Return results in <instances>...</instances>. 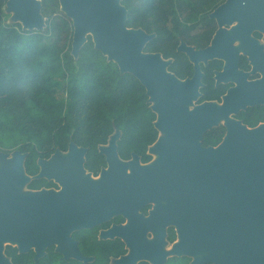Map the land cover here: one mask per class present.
<instances>
[{"label":"water","instance_id":"1","mask_svg":"<svg viewBox=\"0 0 264 264\" xmlns=\"http://www.w3.org/2000/svg\"><path fill=\"white\" fill-rule=\"evenodd\" d=\"M121 1L60 0V5L73 21L75 59L91 36L95 48L117 63L121 73L134 75L146 87L157 115L155 126L167 132L153 145H157L153 153L163 154L161 162L151 169L134 156L129 162L132 174L128 175V162L119 160L116 151L120 131L113 135L111 147L104 150L110 168L99 185L81 178L86 172L87 149L73 142L70 163L57 162L55 157L65 154L57 150L50 159L39 160L40 172L35 177L26 173L25 154L0 151V264H13L5 255V247L12 244L4 245L3 241H18L19 246H12L20 253L34 250L35 261L55 245L64 260L93 262L94 257L82 254L72 233L92 229L118 214L128 217L129 224L115 225L102 233L103 239L122 238L129 249L114 259L117 264H166L168 223L178 225L184 238L177 247L178 256L193 258L212 251L196 257L192 264H264V124L249 128L227 118L222 145L204 148L200 142L206 131L219 126L211 125L216 118L237 114L248 103H264V80H238L239 87L230 90L222 108L205 102L190 109L203 86L199 60L207 63L217 55L226 57L234 36L221 30L218 37L226 46H220L216 39L204 50L182 43L179 50L196 63L195 75L182 81L167 70L171 60L160 53L144 52L156 34L127 27L128 11ZM7 6V13L14 12L11 18L17 20L13 23H21L23 29L45 28L41 0H8ZM210 16L220 25L240 21L234 32L247 38L255 28L264 31V0H227ZM24 176L29 178L27 182ZM41 178L55 179L63 185L62 190H23L19 194L32 179ZM162 200L169 201V206L158 203L149 218L139 214L147 202ZM148 229L155 232L154 242L147 238Z\"/></svg>","mask_w":264,"mask_h":264},{"label":"trees","instance_id":"2","mask_svg":"<svg viewBox=\"0 0 264 264\" xmlns=\"http://www.w3.org/2000/svg\"><path fill=\"white\" fill-rule=\"evenodd\" d=\"M224 1L122 0L121 4L128 11L127 27L156 34L144 52L175 58L170 70L184 78L191 66L186 56L177 52L180 40L199 48L206 44L212 32L197 34L196 29H208L213 22L208 14ZM7 2L0 0V151L25 154L26 173L36 175L38 160L49 158L57 149L67 151L73 142L89 149L85 166L97 173L105 164L98 146L106 144L118 129L120 156L129 159L136 153L147 162L148 147L156 141L158 130L146 87L134 75L121 73L117 63L95 48L91 36L75 59L73 21L61 11L60 0H41L46 24L41 31L25 30L21 23L10 22ZM204 81L200 101L219 99L222 89L214 88L209 78ZM238 117L254 128L264 122V107L249 108ZM225 132L223 126L207 131L205 145H217ZM51 185L39 179L29 188ZM102 227L73 233L82 254L94 257L93 262L64 260L54 246L38 261L34 250L20 253L12 245L5 247V255L13 264H112L127 249L120 239H99ZM191 260L172 257L166 264H191Z\"/></svg>","mask_w":264,"mask_h":264},{"label":"flooded vegetation","instance_id":"3","mask_svg":"<svg viewBox=\"0 0 264 264\" xmlns=\"http://www.w3.org/2000/svg\"><path fill=\"white\" fill-rule=\"evenodd\" d=\"M226 1L227 0H225L223 3H225ZM223 3H221L220 5H222ZM217 8H215L212 12H210L208 14V17L213 21L211 26L208 29H205L202 26H200L196 29L197 34L204 33L206 31L212 32L211 36H210V38L206 44H204L201 48H199L195 45H191V44L186 43L183 40H180V43L177 46V52L185 55L186 61H189L190 66H191V71L187 75H185L184 78H180L179 76H177V74L175 72L170 70V67L176 62L175 58L171 57V58L165 59V60H171L170 64L167 67V70L169 72H171L172 74H174L178 79L185 81L187 79H191L195 75L196 63H194L185 52L179 50L182 43H185L187 46L194 47L196 50H204V49L208 48L209 46H211L212 43L214 42V40L217 39L218 42H220L221 39H220V37H218V33L221 30H224L227 33V36H234V37H232V41L230 44V50L228 51L226 57H222L220 55H217L215 57L210 58L209 60H206L207 63H205L204 60H199L200 62H198V64H199L201 72L203 73V77L201 78L203 86H201L199 88L201 96L197 99H193V101H192L193 105L190 106V109L192 107H196V105H201L202 103H205V102H214L213 104L216 107L222 108L225 105L226 99L229 97L230 90L239 87L238 80L244 79L246 82H255V81L264 80V71L262 70V68L264 69L263 62H262V61H264V31L259 29V28H255L251 31L249 37H247V38H244L238 34L236 35L235 34L236 32H234V31L240 26L241 22L234 20L232 23L226 22L223 25H220L217 18H212L210 16ZM219 44H220V46H226L227 42L226 43L220 42ZM258 56H260V58H258ZM206 78H209L212 81V83L214 84V88L222 89L223 93L220 95L219 99L205 100L203 102L200 101L201 98L203 97L202 89H204L206 87V83L204 81V79H206ZM258 106L264 107V103H260V104L248 103L246 108L243 110H240L237 114L231 113L227 117L216 118V120L214 122H212L211 125L213 126V125L219 124V126H216V127L223 126L226 130L225 135L223 136L222 140L217 145H205L204 135L207 132L206 131L203 135L202 140L200 141L201 145L204 148H211L212 147V148L216 149L225 142V139L227 136V127L225 126V123L227 121V118H233L237 121H240L243 125L249 127L238 116L240 113L247 111L249 108L258 107ZM261 124H264V122H260L258 124V126ZM154 125H155V123H154ZM258 126H256V127H258ZM256 127H254V128H256ZM249 128H251V127H249ZM210 130H208V131H210ZM116 131H119V130L116 129L115 132L113 134H111V136L109 137L108 142L106 144H101L98 146L99 154L104 157L105 164H103L99 167V170L97 173H95L93 171H89L85 166L86 161H87L86 154L89 150L88 148H85V149H87V152L85 154V162H84V168H85L86 172L83 173V175L81 177L82 179L87 177L93 183L98 184V185L105 182L104 173L109 171L110 165L108 162V156L104 152V150L111 147V144L114 141L113 135L116 133ZM162 132H163V135H162ZM160 134L163 137L167 134V132L165 130H160V131L158 130V137H157L156 141L153 144H151L147 150V156L149 157V160L147 162H143L142 157L136 153H132L131 157L129 159H124L120 156L119 150H118V142L121 139V132H120V137H119V139L116 140V151H117V155H118L119 160H121L123 162H128V164L126 165V173L128 175L132 174V166L129 162L134 161V156H138L140 159V163L142 165H149V167L151 169H154L161 162L163 154L162 153H160V154L153 153L154 149L157 147V145H155V146H153V145L157 142ZM69 147H70V145H69ZM69 147H68L67 151H61L60 150L61 152L65 153V154H60V157H56V158H59V161L61 163H63V162L67 163L65 161H68V162L71 161V156L69 155V153H70ZM82 148H84V147H82ZM55 152L49 158H45V159L46 160L50 159L55 154ZM37 164L39 166V160L37 161ZM39 172H40V166H39V171L36 175H38ZM36 175H28V176L35 177ZM41 179H46V178H41ZM33 180H39V179H32L26 186L27 190L52 189L55 191H61L63 188V185H61L55 179H52V180L46 179L47 181L52 183V185L50 187L43 186L40 189H30L29 184ZM158 203L162 204L163 206H169V204H170L169 201H167V200L149 201L139 209V214L143 215L146 218H149L152 214V211H154L156 209V207L158 206ZM128 224H129V218L128 217H126L122 214L114 215L108 221L103 222L102 224L96 226V227L105 226V227H102L99 229L98 237H99V239H102V240L120 239L121 241L124 242V240L122 238H119V237H115L114 239H103L102 233L110 230L115 225L121 226V225H128ZM78 231H80V230H78ZM75 232H77V231H75ZM73 233H72V237H73ZM146 234H147L148 239H150V240L155 239V232L152 229H148L146 231ZM181 234L182 233H180L178 225L173 224V223H168L166 225L165 236H164V240H165L164 247L166 249L165 251L169 253L168 259H170L172 257H189L187 255L178 256L176 253L175 246L177 244L181 243L184 239L183 235H181ZM171 238H174V239L171 240ZM75 240L78 242V246H79V241L77 239H75ZM8 243H12V242H8ZM13 243H15V242H13ZM15 245H18V243L17 244L15 243ZM125 246H126L127 253H128L129 249H128L126 243H125ZM54 247H55V251H56L57 246L54 245ZM211 253H212L211 250H206L202 253L195 255L193 258L189 257L192 259L191 264H192L193 260L196 259V257L201 258V257L209 255ZM122 256H124V255H122ZM168 259H167V261H168ZM206 264H214V263L209 262Z\"/></svg>","mask_w":264,"mask_h":264},{"label":"bare ground","instance_id":"4","mask_svg":"<svg viewBox=\"0 0 264 264\" xmlns=\"http://www.w3.org/2000/svg\"><path fill=\"white\" fill-rule=\"evenodd\" d=\"M13 15H14V12L12 13ZM92 35H93V37L95 36L93 33H92ZM153 103V106H155L156 104H157V102L156 101H154V102H152ZM215 106V105H214ZM161 130H163V129H161ZM162 135H163V132H162ZM69 155L71 156V159H72V153H71V151H70V153H69ZM57 157H60V156H57ZM55 159H57L56 161L57 162H60L59 161V158H56L55 157ZM65 162H67V163H70V162H68V161H65ZM61 163V162H60ZM64 163V162H63ZM25 177V182H27L28 180H29V178L28 177H26V176H24ZM22 191H23V189H20L19 190V194H22ZM151 242H154V240H150ZM8 242H15L16 244L18 243V241H3V244L4 245H7V244H12V243H8ZM15 243H13L12 245H15ZM180 244V243H179ZM179 244H177L176 246H175V249H176V253H177V247H178V245ZM15 246H19V243H18V245H15Z\"/></svg>","mask_w":264,"mask_h":264},{"label":"rangeland","instance_id":"5","mask_svg":"<svg viewBox=\"0 0 264 264\" xmlns=\"http://www.w3.org/2000/svg\"><path fill=\"white\" fill-rule=\"evenodd\" d=\"M9 8H8V6L6 7V10H8ZM11 15H13L12 13H11ZM17 20L15 19V18H13V16H12V18L10 19V22H16ZM193 108V107H192ZM26 186H27V184H26ZM26 186L24 187V192H26L27 191V188H26ZM167 248V247H166ZM164 250H166L165 249V247H164ZM112 264H117V261L116 260H112Z\"/></svg>","mask_w":264,"mask_h":264}]
</instances>
